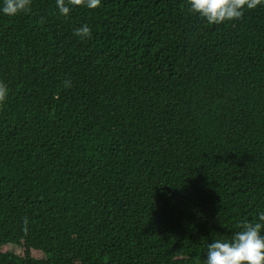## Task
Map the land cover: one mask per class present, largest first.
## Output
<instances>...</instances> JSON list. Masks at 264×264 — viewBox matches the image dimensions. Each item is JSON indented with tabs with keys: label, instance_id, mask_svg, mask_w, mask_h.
Listing matches in <instances>:
<instances>
[{
	"label": "trees",
	"instance_id": "16d2710c",
	"mask_svg": "<svg viewBox=\"0 0 264 264\" xmlns=\"http://www.w3.org/2000/svg\"><path fill=\"white\" fill-rule=\"evenodd\" d=\"M0 82V264H204L259 222L264 0L212 25L188 0H28L0 11Z\"/></svg>",
	"mask_w": 264,
	"mask_h": 264
},
{
	"label": "clouds",
	"instance_id": "9594fccd",
	"mask_svg": "<svg viewBox=\"0 0 264 264\" xmlns=\"http://www.w3.org/2000/svg\"><path fill=\"white\" fill-rule=\"evenodd\" d=\"M245 0H188L191 12L204 18L209 25L235 19L241 15ZM28 0H3L0 11L15 15L25 10ZM249 6H252L249 4ZM86 31V30H85ZM8 95L0 82V103ZM257 223H247L231 239H214L207 244L204 264H264V211L258 213Z\"/></svg>",
	"mask_w": 264,
	"mask_h": 264
},
{
	"label": "rangeland",
	"instance_id": "374dc122",
	"mask_svg": "<svg viewBox=\"0 0 264 264\" xmlns=\"http://www.w3.org/2000/svg\"><path fill=\"white\" fill-rule=\"evenodd\" d=\"M9 250L15 252V253H18L19 251V248L17 246H14V245H9ZM33 255L36 256V257H41V253L40 252H33Z\"/></svg>",
	"mask_w": 264,
	"mask_h": 264
}]
</instances>
